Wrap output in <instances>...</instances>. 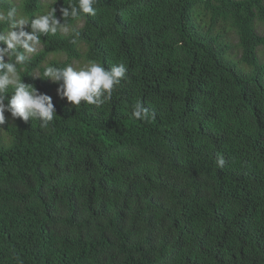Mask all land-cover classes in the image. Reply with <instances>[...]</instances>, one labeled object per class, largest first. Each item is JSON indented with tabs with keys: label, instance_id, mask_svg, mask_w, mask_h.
<instances>
[{
	"label": "trees",
	"instance_id": "obj_1",
	"mask_svg": "<svg viewBox=\"0 0 264 264\" xmlns=\"http://www.w3.org/2000/svg\"><path fill=\"white\" fill-rule=\"evenodd\" d=\"M75 2L0 0V11L55 8L63 22ZM94 7L17 66L56 114L42 129L5 112L0 264H264V0ZM75 61L124 63L126 78L100 107H75L42 77Z\"/></svg>",
	"mask_w": 264,
	"mask_h": 264
},
{
	"label": "clouds",
	"instance_id": "obj_2",
	"mask_svg": "<svg viewBox=\"0 0 264 264\" xmlns=\"http://www.w3.org/2000/svg\"><path fill=\"white\" fill-rule=\"evenodd\" d=\"M96 3L97 0H76L67 7H61L63 22L56 16L55 8L32 18H18V10L14 6L0 11V24L7 25V31L0 32V127L6 123L5 112L10 113L13 119L19 118L25 122L38 120L42 129L54 120L56 108L52 97L24 83L17 66L28 63L30 54L36 53L42 36L57 32L67 34L70 30L67 18L75 20L83 15L95 17ZM126 73L124 63L106 69L95 61H88L79 69L72 64L62 68L46 66L42 77L57 83V95L61 99L66 98L71 105L76 107L83 101L100 107L112 99L114 89L126 78ZM132 115L138 120L147 119L148 109L142 103H137ZM224 163L223 157L217 158L218 166L223 167Z\"/></svg>",
	"mask_w": 264,
	"mask_h": 264
},
{
	"label": "rangeland",
	"instance_id": "obj_3",
	"mask_svg": "<svg viewBox=\"0 0 264 264\" xmlns=\"http://www.w3.org/2000/svg\"><path fill=\"white\" fill-rule=\"evenodd\" d=\"M15 1H16L17 3L19 2V0H15ZM43 1H51V0H43ZM260 30H261L262 32H264V27H261ZM231 37H232V36H231ZM233 40L236 41L235 39H233ZM41 48H42V43H40V44L37 45V51L40 50ZM30 55H32V54H30ZM63 56H65V55H63ZM261 60L264 61V55L261 56ZM73 66H74L75 68L79 69V68L82 67L83 65L80 64L79 62L75 61L74 64H73Z\"/></svg>",
	"mask_w": 264,
	"mask_h": 264
}]
</instances>
